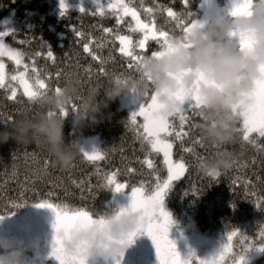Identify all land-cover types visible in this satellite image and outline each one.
<instances>
[{
    "label": "trees",
    "instance_id": "1",
    "mask_svg": "<svg viewBox=\"0 0 264 264\" xmlns=\"http://www.w3.org/2000/svg\"><path fill=\"white\" fill-rule=\"evenodd\" d=\"M60 1L0 0V30H12L15 34L6 37L5 42L11 47L23 50L29 56L36 52L46 53L47 48L50 47L56 57L55 64L41 56L37 58V66L52 73L61 71V79L58 82L55 80L51 82L53 87L57 84L62 86L69 76H78L83 82V91L86 93L90 85L107 84L115 75L131 73L126 68L125 58L108 46L98 54L107 57L111 52L115 62L106 65L108 76L98 75L96 70L99 63L93 61L82 49L84 39L89 34L95 38L102 36L101 26L115 28V18L91 15V12L98 8L96 0L94 3L81 4L80 1L79 5H69L67 12L62 15L64 10ZM75 1L77 0H71V2ZM234 2L235 0H190V11L195 19L204 23L205 20L219 14L227 13L230 16ZM157 4L173 7L178 12L184 11L182 0H144L145 7H154ZM135 6L140 7V0H135ZM82 7L86 13L81 11ZM165 21L166 16L158 15V24H164ZM75 29L83 32L85 37L83 39L78 37ZM121 31L127 34L123 26ZM20 41L25 43L21 44ZM156 47L157 45L150 42L149 54ZM89 66L93 70L91 76L84 71ZM13 70L14 68L9 72ZM4 97L3 90H0V130H4L7 124L11 123L5 124L2 121L8 115H12L14 120L21 116L18 109L23 108L24 112L36 114V108L26 100L23 104H16ZM102 97L103 93H101ZM123 97L125 96L118 97L108 108L103 109L106 115L100 123H92L89 120L83 128H80L73 123L72 115H68L64 131L68 141L75 140L79 144L85 137L99 136L100 149L107 153V159L99 162V167L103 171L119 168L122 172L119 177L121 182L127 180L130 185L139 186L141 180L148 182L150 170L146 165L142 166L138 162L145 158L146 153L128 127V121L134 111L124 105ZM140 105L142 106L143 102ZM138 119L142 120V118ZM196 120L199 122V117ZM195 136L201 137L199 130L196 131ZM204 145L205 147L197 148V151L202 157L209 159L214 156L217 149L210 146V143L204 142ZM229 150L235 153V161L240 165L247 163L248 166L245 168L234 165L215 180L200 171L198 162L192 156L184 154L190 167L182 179L173 183L164 199L165 206L174 221V229L177 227L186 233L193 230L200 236L217 241L225 240L233 229H239L246 237L254 239L259 237V231L264 227V208L258 206L256 201L257 197L264 195V157L252 146H242L241 143L230 146ZM181 154L177 145L174 149V159H178ZM151 158L161 169L160 174L166 176L162 156L153 155ZM45 160L49 161L47 174L44 173L43 168ZM253 160L255 164L251 163ZM126 167L137 169L138 174L131 176L123 174ZM246 179L251 180L254 187L245 188L242 181ZM73 181L77 184L84 181L83 189L77 187ZM103 183L102 176L96 173V168L85 161L82 155L76 159L74 167L64 170L55 167L47 153L36 144H18L15 140L0 144V215H4V219L23 214L28 208L36 206L39 200L48 199L49 192L54 193L53 203L85 207L96 217L121 209L114 186L101 187ZM25 200L27 203L23 206H11L13 202L22 203ZM7 211L14 214H4ZM8 230L10 232L7 233V238L25 242L28 249L26 256L33 254L32 249L39 252V246L34 242L43 246L42 240L35 238L31 232L23 230L20 226H8ZM141 234L136 236L141 238ZM136 236L127 250V264H159L156 250L149 247L147 251L145 248L150 252L145 254L143 250L147 244L142 245L141 239L140 242L136 241ZM176 239L179 244L177 250L183 258L188 259L193 254L201 257L192 251L194 244L191 241H181L177 237ZM44 257L50 263L51 256ZM113 264H116V261ZM243 264H264V247L260 246L258 240L252 248L247 249Z\"/></svg>",
    "mask_w": 264,
    "mask_h": 264
},
{
    "label": "snow or ice",
    "instance_id": "2",
    "mask_svg": "<svg viewBox=\"0 0 264 264\" xmlns=\"http://www.w3.org/2000/svg\"><path fill=\"white\" fill-rule=\"evenodd\" d=\"M184 11H175L173 7H164L159 4L153 6H144V0H140V7L135 6V0H96L98 8L91 12V15L100 17H114L116 26L100 27L102 36L92 37L90 34L82 44L83 52L87 53L93 61L99 63L96 74L108 76L106 65L109 62H115V57L110 54L105 57L98 54L105 47L111 46L113 51H118L127 61L126 68L129 72H138L142 62L147 56L157 57L164 51L171 49L172 43L179 37H187L191 31L198 27H203V23L194 18L190 11V0H182ZM264 3V0H260ZM61 7L64 15L69 5L66 0H61ZM253 0H235L230 10V16H251ZM81 11L86 13L82 7ZM143 14V16H142ZM158 15L166 16L164 24L157 23ZM126 29L127 34L121 31V27ZM170 26V27H169ZM76 34L84 38L85 34L80 31ZM15 36L12 30L0 31V90H3L5 99L16 104H23L25 100L29 104H34L44 93L49 90L60 91V86H52L53 80L61 79V71L55 73L46 69L42 70L37 66V58L44 56L46 60L53 64L56 57L50 47L46 53L36 52L29 56L21 49L11 47L5 42L9 35ZM134 35L136 38H134ZM236 39L241 50L251 46V38L238 32L230 34ZM150 42L157 45L150 51ZM21 44L25 41H20ZM118 45V46H117ZM27 57V60H26ZM5 58L14 64V70L9 72ZM261 73L264 74V66H261ZM84 71L91 76L92 67L85 68ZM124 73L115 75L117 81ZM211 83L203 79L199 83ZM175 98L184 105L174 114H169L165 106L158 101L157 95L153 94L140 107L138 111L131 114L128 121V127L135 134V138L140 142L142 150H145V158L138 161L142 166L146 165L149 171V180L139 181V186L130 185L127 180L121 182L119 177L122 175L121 169L117 168L111 171H103L99 167V162L107 159V153L99 148L92 151L81 150V155L85 161L96 168V173L101 175L104 183L101 187L114 186L117 192L130 189L131 203L134 210H142L144 213L141 227L128 238V243L134 242V237L140 233H147L151 236L156 252L159 258V264H243L247 249L252 248L257 240L260 246L264 247V227L259 231L258 238H250L241 234L239 229H233L228 233L227 242L222 249L210 258H201L193 254L185 259L177 250L176 242L169 238L171 225L174 223L171 214L164 208V199L167 191L172 187L175 181L182 179L189 169V164L185 160V155L192 156L200 166L206 158L202 157L197 148L205 147L202 138H197L195 133L199 130V123L196 118L197 112L201 107V97L198 88L191 92L181 89L174 94ZM246 100L233 106V111L238 112L240 116L236 131L240 134L241 145H250L255 148L262 157H264V76L255 82V86L250 93H245ZM72 111L78 110V105H71ZM25 109H18L22 115ZM67 117L68 110L61 113ZM142 118V120L138 119ZM5 124L13 122L12 115H8L4 120ZM179 145V151L182 153L178 159H174V149ZM217 151L220 146L211 144ZM35 155V154H33ZM153 155L162 156V164L166 169V176L160 174L155 161L151 158ZM255 164V160L251 161ZM234 165L247 167V163L240 165L238 161ZM49 161H44V173L47 174ZM74 167V165H73ZM123 174L128 176L138 174L137 169L126 167ZM239 179V177H237ZM259 179V177H257ZM77 187L83 189L84 181L78 184L73 181ZM245 188L254 187L251 180L242 181ZM235 184V181H233ZM91 189H89L90 191ZM255 195V193H252ZM67 195V193H66ZM48 199H41L38 207H48L54 209L56 213L55 222V244L52 255L55 256L60 264H87L83 251L76 254H69L64 248V239L70 236L71 232L78 227H86L99 222L104 223L103 217L99 220L92 216V213L85 207H74L67 203H53L54 193H48ZM83 199V197H81ZM22 203H12V207L23 206ZM257 205L264 208V195L257 197ZM123 212L124 209L122 208ZM6 215H12L7 211ZM4 215H0V220ZM122 257V256H121ZM120 264V260L116 261Z\"/></svg>",
    "mask_w": 264,
    "mask_h": 264
},
{
    "label": "clouds",
    "instance_id": "3",
    "mask_svg": "<svg viewBox=\"0 0 264 264\" xmlns=\"http://www.w3.org/2000/svg\"><path fill=\"white\" fill-rule=\"evenodd\" d=\"M241 33L251 38V46L241 50L240 44L230 34ZM264 3L253 0L251 16L232 17L227 13L205 20L203 27L195 28L187 37L173 41L172 47L162 55L147 56L138 72L126 73L117 81L111 77L107 84L96 83L83 91L78 76H69L60 91L49 90L34 104L36 114L24 112L4 130H0V144L15 140L18 144H36L43 149L58 168L70 169L81 156L82 145L68 141L65 136L66 118L61 113L68 110L73 123L83 128L86 121L100 123L106 115L103 109L118 97H134L145 103L153 94L174 114L184 105L175 98L183 89L191 92L198 88L201 107L198 109L199 133L205 143L219 145V150L199 166L201 172L213 180L234 166L235 153L230 146L241 143L236 128L240 121L233 106L246 100L255 82L264 76ZM203 77L211 83L198 81ZM101 93L103 97L101 98ZM78 105L77 111L71 105ZM103 213L99 222L74 229L64 239L69 254L83 251L87 264H107L123 256L131 244L128 238L143 222L142 210L127 206ZM23 241L5 238L0 241V264H22L27 252Z\"/></svg>",
    "mask_w": 264,
    "mask_h": 264
},
{
    "label": "rangeland",
    "instance_id": "4",
    "mask_svg": "<svg viewBox=\"0 0 264 264\" xmlns=\"http://www.w3.org/2000/svg\"><path fill=\"white\" fill-rule=\"evenodd\" d=\"M80 1H82L81 4H83L86 2L94 3L95 0H77L75 1L76 3L71 2V0H66V3L68 5H79ZM5 63L8 66V71H11V69L15 67L14 64L7 58H5ZM123 103L124 105L129 106L134 112L138 111L141 107V102L136 101L134 97L130 96L123 97ZM81 145L85 151H92L95 148L100 149V137L97 135L85 137L81 140ZM117 194L121 209L130 206L131 191H126L125 189L122 190V192H117ZM164 208L166 211H168L165 203ZM55 222L56 213L54 209L48 207H38L37 205L30 207L21 215H13L0 220V241H3L5 238H7L6 235L10 232V230H8V226H20L23 230L31 232L35 238L42 240L43 244V246H40L38 242H34V244H38L39 252H35V250L32 249L33 254L29 253L32 254L30 256L24 255V257L22 258V264H60V261L55 256H53L52 251H50L53 250L55 244ZM175 228L176 229L173 228L172 224L170 228L171 235L180 238L181 241H191L194 244V248H192V251L198 253L202 258H210L211 256L217 254L222 249L223 245L227 242V238L222 241H217L204 236H200L196 232H193V230H189L188 233H186L182 229H178L177 227ZM137 239L136 241H139L140 237H137ZM140 243L142 244V242ZM177 245L179 247L178 243ZM150 246L155 247V244ZM149 249L150 248L147 243L146 250L149 251ZM45 255L51 256L50 263L45 260ZM117 260H120V264H127L128 252H126L122 257L112 259V261ZM107 264H110V261H108Z\"/></svg>",
    "mask_w": 264,
    "mask_h": 264
},
{
    "label": "flooded vegetation",
    "instance_id": "5",
    "mask_svg": "<svg viewBox=\"0 0 264 264\" xmlns=\"http://www.w3.org/2000/svg\"><path fill=\"white\" fill-rule=\"evenodd\" d=\"M169 238L172 239V240H174V241L176 242V245H177V239H176V237H174L173 235H171L170 232H169ZM140 239H141L142 245L148 243V244H149V247H152V248H154V249L156 250L155 247L150 246V245H154V242H153V240H152V238H151L150 235H148L147 233H142ZM177 247H178V245H177ZM145 248H146V247H144L143 252L145 251L144 253L147 254L148 252L145 250ZM146 252H147V253H146ZM148 254H149V253H148ZM110 262H111L112 264L114 263V261H112V260H110Z\"/></svg>",
    "mask_w": 264,
    "mask_h": 264
}]
</instances>
